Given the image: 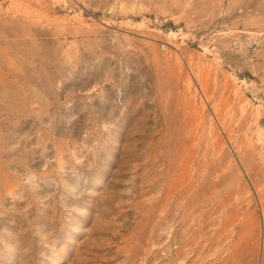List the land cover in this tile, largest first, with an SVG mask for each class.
Here are the masks:
<instances>
[{
  "label": "rangeland",
  "instance_id": "374dc122",
  "mask_svg": "<svg viewBox=\"0 0 264 264\" xmlns=\"http://www.w3.org/2000/svg\"><path fill=\"white\" fill-rule=\"evenodd\" d=\"M0 264H264V0H0Z\"/></svg>",
  "mask_w": 264,
  "mask_h": 264
}]
</instances>
